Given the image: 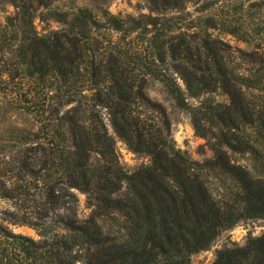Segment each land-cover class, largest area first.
<instances>
[{
    "label": "trees",
    "instance_id": "16d2710c",
    "mask_svg": "<svg viewBox=\"0 0 264 264\" xmlns=\"http://www.w3.org/2000/svg\"><path fill=\"white\" fill-rule=\"evenodd\" d=\"M191 1L147 0L158 14ZM10 2L0 97L33 123L0 135V264H190L222 230L264 218V0H246L252 29L217 13L220 0H207L184 28L179 16ZM36 18L60 28L41 34ZM213 29L254 44L232 48ZM173 73L191 97L226 99L207 96L190 108ZM148 79L190 110L211 157L176 148L164 108L145 93ZM105 117L148 164L124 169ZM77 192L87 217L78 215ZM211 264H264V233L218 250Z\"/></svg>",
    "mask_w": 264,
    "mask_h": 264
},
{
    "label": "rangeland",
    "instance_id": "374dc122",
    "mask_svg": "<svg viewBox=\"0 0 264 264\" xmlns=\"http://www.w3.org/2000/svg\"><path fill=\"white\" fill-rule=\"evenodd\" d=\"M207 0H193L188 2L181 10H171L162 14L151 11L147 0H54L53 5L59 10L72 13L78 8H88L96 15L102 12H109L119 18L127 16L137 17L141 14H152L162 16H179L181 19L177 23V27L184 28L188 25L189 20L193 19L198 14L202 15V5ZM244 5V6H242ZM246 0H220L218 3L219 11L228 20H232V24L242 25L244 28H254L257 22L248 19L244 12ZM14 7L10 0H0V31L6 23V18L14 14ZM252 12V11H251ZM207 13V12H206ZM253 13V12H252ZM258 21L264 24V17H260ZM34 27L39 33H46L48 30L60 28L58 22L52 20H34ZM212 36L218 37L225 41L232 48H241L250 50L252 43H246L232 34L225 33L219 29L210 30ZM176 81L183 89L185 99L191 107L196 106L203 98L209 96L214 101H224L226 97L219 93H211L199 97H191L184 88L182 81L173 73ZM145 93L154 102L159 103L165 110L167 115L170 135L175 143L176 148L186 152L191 159L202 161L212 156V150L209 147L207 139L196 134L192 123L190 110L178 108L172 97L167 93L162 83L158 80L148 79L145 86ZM4 100L0 97V135L4 134L10 124L17 126H30L33 123L31 117L27 114H20L4 105ZM109 133L115 140V148L118 152L121 165L130 173L138 167L148 164L150 158L144 154L133 153L128 149L126 144L119 140L113 133L108 119L104 120ZM78 198V215L79 217H87L90 210L87 208L86 196L83 193L77 192ZM4 203L0 201V208L4 207ZM13 232L21 233L38 239L37 232L24 225H9ZM264 233V218L246 219L238 222L230 229L222 230L214 239L212 244L206 250H201L191 255L190 264H211L216 256V252L223 248L242 246L249 237H256Z\"/></svg>",
    "mask_w": 264,
    "mask_h": 264
}]
</instances>
